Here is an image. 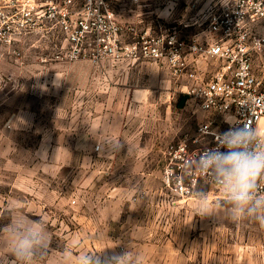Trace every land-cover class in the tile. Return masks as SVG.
Listing matches in <instances>:
<instances>
[{"label":"rangeland","instance_id":"rangeland-1","mask_svg":"<svg viewBox=\"0 0 264 264\" xmlns=\"http://www.w3.org/2000/svg\"><path fill=\"white\" fill-rule=\"evenodd\" d=\"M222 1L143 3L159 4L161 30L173 28L186 38L206 33V15ZM55 38L61 40L58 34L29 36L14 45L18 56L0 54V257L9 255L6 226L23 216L39 218L49 229L48 254L34 264H74V254L110 255L125 248L139 252L144 264H264V229L257 223L234 222L223 212L193 218V199L204 191L210 201L218 200L216 187L200 182L190 199H181L164 186L159 148L172 140H163L162 124L166 117L178 121L172 100L182 95L158 87L143 72L139 82L150 88L144 98L162 102L153 115L143 104L128 106L121 128L117 114L92 105L101 97L127 99L128 92L114 88L120 77L101 75L95 84L96 65L56 60ZM104 66L113 72L112 64ZM79 68L90 72L86 125L76 101ZM168 98L172 103L165 106ZM114 139L123 145L117 151L109 148Z\"/></svg>","mask_w":264,"mask_h":264},{"label":"built area","instance_id":"built-area-1","mask_svg":"<svg viewBox=\"0 0 264 264\" xmlns=\"http://www.w3.org/2000/svg\"><path fill=\"white\" fill-rule=\"evenodd\" d=\"M137 2L138 0H133ZM203 22L208 39L187 42L173 28L154 33L123 25L108 0H0V54L19 55L14 45L27 37L61 36L54 47L62 63L112 65L157 63L176 80L186 76L182 94L209 117L193 134L169 142L164 151L163 183L181 199H190L200 182L211 184L189 161L218 146L231 127L250 126L264 133V0H223ZM130 41L124 42L123 37ZM185 51L218 61L207 82L199 81ZM223 150V149H221Z\"/></svg>","mask_w":264,"mask_h":264},{"label":"clouds","instance_id":"clouds-1","mask_svg":"<svg viewBox=\"0 0 264 264\" xmlns=\"http://www.w3.org/2000/svg\"><path fill=\"white\" fill-rule=\"evenodd\" d=\"M122 147L117 139L109 145L112 151ZM197 170L216 186L219 199L210 201L207 192H200L192 201L193 218L223 212L234 222L248 220L264 229V133L250 126L231 127L218 137L217 147L199 154L196 164L189 161L185 169ZM6 227L9 255L0 257V264H34L47 256L51 240L43 220L20 216ZM74 255V264H144L139 252L127 248L110 255L105 251Z\"/></svg>","mask_w":264,"mask_h":264},{"label":"crops","instance_id":"crops-1","mask_svg":"<svg viewBox=\"0 0 264 264\" xmlns=\"http://www.w3.org/2000/svg\"><path fill=\"white\" fill-rule=\"evenodd\" d=\"M111 4V8L113 12L116 14L118 20L125 26H131L134 27L137 31L143 32V31H151L154 33H158L160 31V14L158 13L159 10L157 8L158 3H152L147 4L143 3V0H138L137 2H134L133 0H108ZM168 9V6L166 7V10ZM145 12V13H143ZM152 15V19L148 22H145L143 17H146L147 15ZM145 15V16H144ZM163 15V14H162ZM154 19V20H153ZM145 22V25L140 28L139 23ZM197 22L183 26L184 28H194L197 24ZM157 25V26H156ZM164 28V27H163ZM178 35L185 39L187 42H190L191 39L195 38L197 42H202L206 39H208L210 36L205 33L203 36L201 33H195L192 36L186 37L184 35H181L178 33ZM205 35V36H204ZM124 42L130 41L129 37H123ZM185 57L189 62H196V64H193L194 70L198 74L199 81L207 82L210 77L212 76L213 72L218 67V61L214 60H205L204 59H198L197 61L193 60V56L188 51H185ZM80 63V62H79ZM82 63V62H81ZM106 62H103L99 65H96L94 69V76H97V79L95 84L99 82V76L101 75H110L111 73L118 75L120 78V84L114 85L115 91H126L128 92L127 99H116L110 98L108 101L106 98L101 97V99H96L93 101L92 105L99 107H102L103 110L107 107L108 114L114 115L112 113H115L119 116V119H121V128L123 126V117H126L127 115V107L131 106L134 107L138 103L145 105L146 108L150 109L148 110L151 115L154 114L155 111L152 110V108L157 107L161 101H152V99L144 98L145 92L150 91L149 87H145L139 82L140 75H143V72L149 73L151 75L152 79L157 80V86L158 87H164L163 89L170 91H174L180 95H182L181 99L179 100H172V102L177 103L178 110H179V117L177 122H171L170 117H166V120L162 124V138L163 140H176L181 138L184 134H193L194 130L197 126V124L203 123L207 120L209 117V113H205L200 111L196 104L190 100L185 101L186 97L182 94V90L186 84H190L191 80H188L186 76H183L181 79L176 80L173 79L168 72V69L164 66L152 63V62H139V63H127L122 62L120 64L113 65L112 70L106 69L104 66ZM110 64V63H107ZM102 66V68L100 67ZM207 66V67H206ZM111 68V67H110ZM74 70V68H72ZM81 72H79L81 76V92L80 94L76 93V101H80L81 106V115L83 116L82 123L85 124L84 118L89 115L90 116V103H89V88L87 89V84H89V76L90 72L87 70V68H79ZM127 76L129 78L127 79ZM167 77V79H164ZM101 84L96 87V89H100ZM110 88V87H109ZM148 96V94H146ZM117 101V103H116ZM185 103H184V102ZM171 98L165 99V106L170 105ZM109 108V109H108ZM92 113V112H91ZM99 113V110H98ZM98 115V114H97ZM123 115V116H122ZM106 118V117H105ZM127 118V117H126ZM99 121V120H98ZM89 123V121H87ZM193 123V125H191ZM196 125H195V124ZM127 124V123H126ZM86 125V124H85ZM108 123H103L102 129L107 128ZM149 129L153 130V122H149ZM146 131H148V128H146ZM190 131V132H189ZM171 142H164L162 143L164 146L159 148V151L163 154V151L166 147V145ZM152 150V148H151ZM157 150V149H156ZM153 151V150H152Z\"/></svg>","mask_w":264,"mask_h":264}]
</instances>
